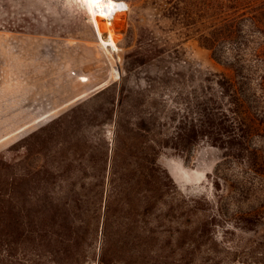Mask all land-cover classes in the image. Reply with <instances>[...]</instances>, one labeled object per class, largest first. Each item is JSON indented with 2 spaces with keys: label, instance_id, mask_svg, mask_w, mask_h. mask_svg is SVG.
I'll list each match as a JSON object with an SVG mask.
<instances>
[{
  "label": "rangeland",
  "instance_id": "374dc122",
  "mask_svg": "<svg viewBox=\"0 0 264 264\" xmlns=\"http://www.w3.org/2000/svg\"><path fill=\"white\" fill-rule=\"evenodd\" d=\"M115 1L126 4L111 26L116 50L100 42L85 0H0V194L11 220L7 226L4 219L5 235L17 230L20 190L10 185L18 184L11 178L17 180L23 170L33 176L45 166L57 172L46 184H92L91 170L99 162H92V154H108L110 160L120 109L108 96L87 101L104 88L122 89L124 107L126 102L136 107L129 109L134 118L151 104L162 110L192 104L213 74L238 81L243 61L236 63L235 45L226 46L231 67L218 66L194 35L180 36L170 1ZM101 37L108 40L104 31ZM70 122L78 144L66 151L57 127ZM43 129L53 138L40 155L22 140ZM120 154L119 163L126 156ZM65 157L74 160L67 181L60 175ZM159 163L182 195L177 212L163 218L159 264H264V183L248 166L206 142L190 154L167 153ZM99 247L96 231L92 255ZM15 249L1 247L0 264H22Z\"/></svg>",
  "mask_w": 264,
  "mask_h": 264
},
{
  "label": "trees",
  "instance_id": "16d2710c",
  "mask_svg": "<svg viewBox=\"0 0 264 264\" xmlns=\"http://www.w3.org/2000/svg\"><path fill=\"white\" fill-rule=\"evenodd\" d=\"M168 1L170 14L181 24L180 36L194 35L218 66L231 67L226 46L235 45L234 59L243 61L238 81L223 73L213 74L201 86L203 95L192 104L183 102L182 109L171 110L151 104L134 118L129 109L136 107L126 102L125 109V95L116 84L89 98L91 102L108 96L111 105L116 102L120 109L110 160L108 154L100 158L92 154V162L99 161L91 170L94 182L46 184L57 172L42 166L31 176L23 170L17 180L10 179L18 182L10 185L20 190V200L17 230L8 235L2 229L4 219L8 217L7 226L11 220L4 214L0 194V249L5 245L16 251L17 246L22 264H159L163 218L177 212L182 198L159 163L167 153L190 154L206 142L224 158L242 161L264 183V146L260 144L264 138V0ZM73 125L57 127L65 137L60 145L66 151L78 144L71 136ZM167 126L172 127L171 133ZM44 132L33 133L22 142H32L36 152L44 154L53 138L52 132ZM28 145L26 154L30 153ZM121 151L126 156L119 163ZM65 158L67 166L60 175L67 181L74 160ZM96 231L100 247L92 255Z\"/></svg>",
  "mask_w": 264,
  "mask_h": 264
},
{
  "label": "bare ground",
  "instance_id": "6f19581e",
  "mask_svg": "<svg viewBox=\"0 0 264 264\" xmlns=\"http://www.w3.org/2000/svg\"><path fill=\"white\" fill-rule=\"evenodd\" d=\"M87 9L91 14V20L95 24L97 37L102 45L116 50L115 39L111 29L114 18L124 11L126 4L115 0H85ZM108 34V40L104 41L101 32Z\"/></svg>",
  "mask_w": 264,
  "mask_h": 264
}]
</instances>
